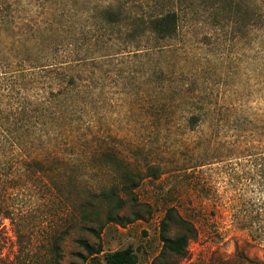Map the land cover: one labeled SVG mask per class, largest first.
<instances>
[{
    "label": "rangeland",
    "instance_id": "obj_1",
    "mask_svg": "<svg viewBox=\"0 0 264 264\" xmlns=\"http://www.w3.org/2000/svg\"><path fill=\"white\" fill-rule=\"evenodd\" d=\"M2 1L0 11L17 0ZM87 1L76 10L92 11ZM215 2L223 0H187L169 42L147 36L74 72L83 85L76 109H89L87 139L80 135L76 154L61 142L62 161L24 186L0 168V264H53L55 241L59 264H104L127 247L134 264H153L170 208L196 228L186 254L170 264H264V54L239 42V0L223 7L226 16H216ZM16 7L4 14L16 20ZM199 111L208 116L192 126L188 118ZM108 152L136 184L120 193L126 203L115 221L107 216L115 201L103 192L122 188V171L104 161ZM3 196L15 204L9 215ZM79 240L101 253L90 257Z\"/></svg>",
    "mask_w": 264,
    "mask_h": 264
},
{
    "label": "trees",
    "instance_id": "obj_2",
    "mask_svg": "<svg viewBox=\"0 0 264 264\" xmlns=\"http://www.w3.org/2000/svg\"><path fill=\"white\" fill-rule=\"evenodd\" d=\"M153 1L144 5V0H94L93 10L84 13L76 10L75 6L88 3L87 0H17L2 8L0 168L7 170L5 176L12 175L16 178L15 185L24 186L28 178L42 179L44 174L52 171L53 168L49 166L51 161H62L61 142H65L69 148L73 147L70 150L72 154H76L80 135L83 134L84 139H87L84 135L87 126L83 128L81 125H88L90 128L91 122L85 124L82 120L89 109L88 106L76 109L82 108L84 104L73 99L83 87L80 84L82 78L75 71H81L88 62L109 59L114 55H106L104 50L138 46L147 36L160 42H169L178 36L180 10L185 8L187 0ZM211 1L213 0H201L204 5ZM2 3L1 0L0 4ZM15 5L16 20H12L4 13ZM227 5L230 8L234 6V0H230L228 4L223 0L220 5L217 2L215 7L221 11L216 16L225 15L223 7ZM263 6L259 0H239V7L237 6L239 42L246 47L256 46L261 54H264ZM89 87L88 96L94 93L92 87ZM80 113V117L76 119L75 115ZM63 116L66 118L62 119ZM207 116L208 112L205 111L194 112L189 116L188 123L197 126ZM67 120L70 122L69 126L66 125ZM104 161L118 168V172L122 171L118 173V183L122 188L117 190L116 186L103 192L106 200L115 201L116 213L111 210L107 213L109 221H115L118 218L117 211L123 209L126 203L120 193L129 194L136 184L129 172L124 171L127 168L120 165L123 162L117 156L105 153ZM153 173L151 175H155ZM7 183L9 181H3L5 188ZM45 185L50 186L49 182ZM14 205L12 197L3 196L5 215L16 209ZM23 227L19 228V233H23ZM172 229H176L178 233L169 236ZM161 231L163 246L153 264H170L172 257L184 256L190 240L196 237L194 225L184 219L175 208L166 212ZM78 242L90 257L102 251L100 246L94 251L83 240ZM54 252L53 264H59L58 241L54 243ZM134 262L132 247L104 256V264Z\"/></svg>",
    "mask_w": 264,
    "mask_h": 264
}]
</instances>
